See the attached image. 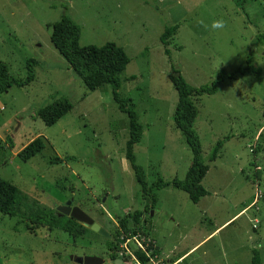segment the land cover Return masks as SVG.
<instances>
[{
    "label": "rangeland",
    "instance_id": "rangeland-1",
    "mask_svg": "<svg viewBox=\"0 0 264 264\" xmlns=\"http://www.w3.org/2000/svg\"><path fill=\"white\" fill-rule=\"evenodd\" d=\"M243 2L241 12L235 0H0V61L16 79L26 77L28 60L37 62L31 84L0 92V178L19 190L22 215L0 213V264H76L72 255L138 264L139 249H149L146 264H252L254 252L264 264V130L253 141L264 125V43L257 39L264 34V0ZM65 16L79 26L80 46L114 43L129 58L118 92L143 127L133 155L149 186L158 178L183 180L192 161L173 122L174 71L200 87L220 71L260 69L194 100V129L208 165L201 182L207 195L198 203L171 185L154 192V205L141 191L125 156L127 116L108 87L87 90L50 41L53 24ZM219 19L226 26L213 30ZM170 26L178 28L167 56L160 37ZM59 97L73 108L45 126L36 113ZM37 138L44 149L22 162L18 152ZM68 201L111 235L115 258L106 239L81 224L88 231L80 236L30 229L29 215L56 212ZM127 217L128 233L120 226Z\"/></svg>",
    "mask_w": 264,
    "mask_h": 264
},
{
    "label": "trees",
    "instance_id": "trees-1",
    "mask_svg": "<svg viewBox=\"0 0 264 264\" xmlns=\"http://www.w3.org/2000/svg\"><path fill=\"white\" fill-rule=\"evenodd\" d=\"M235 1L241 9V12H243V0ZM177 28V26L166 27L160 37V42L164 47V54L167 56H170L167 48L169 39L175 34ZM79 39L80 28L71 18L65 16L53 24L50 41L65 59L73 74L91 92L108 87L118 110L127 116L129 120V138L125 146V156L141 191L151 197L152 204L154 205L157 202V196L154 192L171 185L185 192L192 203H198L202 197L207 195L201 182L208 172V165L202 158L200 139L194 129L197 117V108L194 100L203 95L215 94L218 91L219 84L228 80H234L237 74H242L245 70L252 71L259 76L260 69L247 65L245 68H239L233 73L220 71L209 85L200 87H192L184 80L179 72L174 71L175 75L171 76L170 80L178 99L173 115V122L175 127L182 133L191 151L192 161L183 180L174 179L169 184L158 178L156 182L149 186L146 182L143 169L135 163V157L133 155L134 146L142 138L143 127L138 122L137 114L129 108L127 100L122 99L118 92L121 86L119 75L129 64V58L124 50L114 43H106L100 47L94 45L80 46ZM257 39L264 43V34L259 35ZM36 65L37 62L35 60H28L26 62V77L24 79H16L9 74L7 66L0 61V92H5L13 86L23 88L31 84L35 80L34 68ZM72 108L73 105L67 98L59 97L51 104L40 108L36 116L45 126H52L70 112ZM228 139L229 137H226L223 141L216 142L209 153L208 162H214L218 158L224 142ZM44 147V142L37 138L18 152L17 157L22 162H28L31 158L39 154ZM20 200L21 198L17 187L0 178V213L9 218L22 216L18 210ZM140 217L141 215L139 213L131 216L134 223H138ZM128 219L127 217L120 221L121 229L126 233L130 231ZM28 221L32 226L30 228L32 231L37 227H45L49 230H61L74 236L83 235L88 231L72 218L65 216L58 217L55 211L33 213L28 216ZM129 236L134 237V232L131 231ZM106 247L108 252H111L112 259L115 258L118 249L115 241L106 239ZM148 250L135 251L133 257L140 264H146L149 260ZM259 259V254L254 252L252 264H259Z\"/></svg>",
    "mask_w": 264,
    "mask_h": 264
},
{
    "label": "water",
    "instance_id": "water-1",
    "mask_svg": "<svg viewBox=\"0 0 264 264\" xmlns=\"http://www.w3.org/2000/svg\"><path fill=\"white\" fill-rule=\"evenodd\" d=\"M56 213L58 217L65 216L72 218L77 223L84 227L89 228L92 232L110 240L111 235L102 228L97 222H95L87 213L78 208L77 206H72V202L68 201L62 206L56 208ZM69 260L76 264H105L106 260L100 258L99 256H70Z\"/></svg>",
    "mask_w": 264,
    "mask_h": 264
},
{
    "label": "clouds",
    "instance_id": "clouds-1",
    "mask_svg": "<svg viewBox=\"0 0 264 264\" xmlns=\"http://www.w3.org/2000/svg\"><path fill=\"white\" fill-rule=\"evenodd\" d=\"M199 23H203L200 21ZM226 26V23L223 19L214 20L211 27L213 30H222Z\"/></svg>",
    "mask_w": 264,
    "mask_h": 264
},
{
    "label": "crops",
    "instance_id": "crops-1",
    "mask_svg": "<svg viewBox=\"0 0 264 264\" xmlns=\"http://www.w3.org/2000/svg\"><path fill=\"white\" fill-rule=\"evenodd\" d=\"M262 130H264V125L263 126H261V128L257 131V133H256V135H255V137L253 138V141L255 140V138L258 136V132L260 133V132H262ZM257 168V167H256ZM244 210H242L241 212H243Z\"/></svg>",
    "mask_w": 264,
    "mask_h": 264
},
{
    "label": "built area",
    "instance_id": "built-area-1",
    "mask_svg": "<svg viewBox=\"0 0 264 264\" xmlns=\"http://www.w3.org/2000/svg\"><path fill=\"white\" fill-rule=\"evenodd\" d=\"M140 250V249H139ZM136 260V259H135ZM136 262L138 263V264H140L137 260H136Z\"/></svg>",
    "mask_w": 264,
    "mask_h": 264
}]
</instances>
